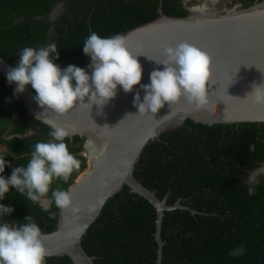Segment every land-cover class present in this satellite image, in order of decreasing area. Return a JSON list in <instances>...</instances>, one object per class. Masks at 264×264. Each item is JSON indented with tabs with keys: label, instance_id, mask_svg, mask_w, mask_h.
<instances>
[{
	"label": "trees",
	"instance_id": "obj_1",
	"mask_svg": "<svg viewBox=\"0 0 264 264\" xmlns=\"http://www.w3.org/2000/svg\"><path fill=\"white\" fill-rule=\"evenodd\" d=\"M160 1L166 15L187 14L181 0H0V56L14 66L25 46L54 42L60 53L56 63L86 68L89 58L82 49L91 32L123 34L156 18ZM49 131L47 124L26 113L0 74V154L10 162L3 174L25 166L36 142L51 139ZM67 142L81 166L67 182L54 179L51 188L68 189L86 168L84 137L73 135ZM253 143L256 149L249 151ZM262 164L264 122L208 125L186 118L149 141L134 169L143 185L160 198L166 196L167 204L179 200L190 207L164 212L160 263L156 209L127 185L105 202L81 244L95 264H264V176L256 182L249 179ZM249 187L254 188L252 195ZM0 203L13 207L2 218L13 224L31 215L42 232L56 227L59 208L52 201L45 210L12 189ZM46 264L74 263L62 255L47 256Z\"/></svg>",
	"mask_w": 264,
	"mask_h": 264
},
{
	"label": "water",
	"instance_id": "obj_2",
	"mask_svg": "<svg viewBox=\"0 0 264 264\" xmlns=\"http://www.w3.org/2000/svg\"><path fill=\"white\" fill-rule=\"evenodd\" d=\"M61 5L54 7L51 17ZM123 34L127 36L129 50L139 55L143 67L141 83L144 84L149 83V74L154 68L163 67L155 60L164 59L165 47L187 42L205 51V99L194 104L181 96L170 105L166 102L156 114H139L133 98L139 90L143 99L144 92L136 85L131 92L119 87L116 97L102 108L95 104L92 108L76 105L64 114H57L37 104L30 85L18 95L29 115L45 124L53 120L62 125H73L79 129L76 135L84 137L85 145L88 139L96 145L94 154H90L85 146L87 167L68 187L71 206L59 208L55 229L42 232L47 256L67 255L74 264H95L93 256L81 244L82 236L98 217L105 202L124 185L146 198L156 209L155 238L160 263L164 212L190 207L179 200L167 204L166 196L158 197L134 175L135 165L149 141L180 126L186 118L208 125L264 122V104H257L247 97L253 84L264 83V0L247 7L235 6L224 12L211 8L192 10L185 16L164 14L160 1L156 18ZM11 67L13 65L0 56V74L6 81V73ZM10 86L14 89L15 83ZM46 202L50 205L51 200ZM41 207L44 208L42 204Z\"/></svg>",
	"mask_w": 264,
	"mask_h": 264
},
{
	"label": "clouds",
	"instance_id": "obj_3",
	"mask_svg": "<svg viewBox=\"0 0 264 264\" xmlns=\"http://www.w3.org/2000/svg\"><path fill=\"white\" fill-rule=\"evenodd\" d=\"M205 8L206 5H201L194 10L204 11ZM82 51L89 58L86 68L75 64L61 67L56 63L60 53L54 42L39 47L25 46L16 64L6 73L7 83H15L13 96L18 98L31 85L37 104L57 114H64L76 105L92 108L95 104L102 108L116 97L119 87L131 92L136 85L144 92L143 99L139 90L133 98L139 114H156L166 102L170 105L181 96L194 104L205 99L207 54L195 45L181 42L165 47L164 59L155 60L163 67L154 68L146 84L141 83L143 67L139 55L129 50L125 34L101 36L93 31L85 38ZM247 97L264 104V83L253 84ZM46 123L51 139L36 142L25 166L14 167L10 175H4L10 162L0 154V201L15 189L32 202L41 203L45 210L50 206L48 199L60 209L71 206L70 189L51 188V185L54 179L67 182L71 173L81 166V161L69 151L67 142L79 129L53 120ZM85 146L90 154L96 152L92 139H88ZM255 149L254 143L249 145V151ZM260 176H264V164L254 169L249 179L256 182ZM248 192L252 195L254 188L249 187ZM13 210L10 204L0 203V264H46L48 252L42 229L31 215L19 225L2 219Z\"/></svg>",
	"mask_w": 264,
	"mask_h": 264
},
{
	"label": "flooded vegetation",
	"instance_id": "obj_4",
	"mask_svg": "<svg viewBox=\"0 0 264 264\" xmlns=\"http://www.w3.org/2000/svg\"><path fill=\"white\" fill-rule=\"evenodd\" d=\"M191 0H181V3L184 7L185 10H187V14L188 12L194 10V9H198L199 6L201 5H205L206 4V8L205 9H213L216 11H220V12H224L227 10H230L231 8L235 7V6H239V7H247L251 4H253L256 1H260V0H247V3L245 4V2L243 0H204L202 3H198V4H192V5H187V2H189ZM208 4V5H207ZM39 205L41 206V204L39 203Z\"/></svg>",
	"mask_w": 264,
	"mask_h": 264
},
{
	"label": "rangeland",
	"instance_id": "obj_5",
	"mask_svg": "<svg viewBox=\"0 0 264 264\" xmlns=\"http://www.w3.org/2000/svg\"><path fill=\"white\" fill-rule=\"evenodd\" d=\"M188 1V0H187ZM203 2L204 0H191V1H189V2H187V5H192V4H198V3H200V2ZM201 2V3H202ZM57 9V8H56ZM59 11V9H57V12ZM30 135H35L33 132H30L29 133ZM82 154H84L85 156H86V158H87V151L85 150V151H82ZM86 167H87V164H86Z\"/></svg>",
	"mask_w": 264,
	"mask_h": 264
}]
</instances>
